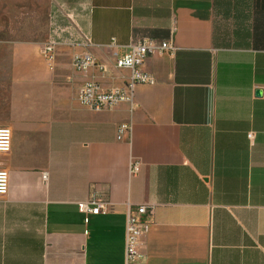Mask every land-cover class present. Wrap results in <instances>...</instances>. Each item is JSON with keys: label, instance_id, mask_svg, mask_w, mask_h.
I'll list each match as a JSON object with an SVG mask.
<instances>
[{"label": "crops", "instance_id": "crops-1", "mask_svg": "<svg viewBox=\"0 0 264 264\" xmlns=\"http://www.w3.org/2000/svg\"><path fill=\"white\" fill-rule=\"evenodd\" d=\"M51 19L76 44L47 59ZM143 37L174 46L144 60L154 83L80 105L83 81L127 79L114 53ZM77 52L105 71H75ZM0 126V264H264V0H0ZM94 197L113 209L85 221ZM138 204L152 213L126 262Z\"/></svg>", "mask_w": 264, "mask_h": 264}, {"label": "built area", "instance_id": "built-area-1", "mask_svg": "<svg viewBox=\"0 0 264 264\" xmlns=\"http://www.w3.org/2000/svg\"><path fill=\"white\" fill-rule=\"evenodd\" d=\"M71 25H60L51 19L49 35L42 46V52L47 59H50L57 45L74 46L76 44L75 35L70 30ZM66 33V35H64ZM110 46H115L114 38L110 41ZM174 46L170 41H156L154 39L143 37L131 40L126 46V51L121 55L114 53V67L124 68L129 71L125 81L118 85L104 87L94 79L83 81L78 87L75 99L83 107L93 110H111L118 104L130 102L133 99L134 89L138 84H153V76L144 71L142 66L144 60L154 53L173 51ZM72 67L78 72H87L91 67L98 69L100 73L105 71L102 64H96L89 52H77L72 55ZM248 138L252 133H248ZM10 147V130L7 127L0 126V152H7ZM140 159L131 157L128 164V172L134 175L138 172ZM7 189L6 172L0 169V195ZM76 209L88 220V215L108 213L113 209V203L105 198L94 197L87 200L76 202ZM152 213V206L147 208L145 204H138L133 208L126 206L124 222V257L126 262H130L137 254L139 238L146 231L148 221L145 217Z\"/></svg>", "mask_w": 264, "mask_h": 264}, {"label": "water", "instance_id": "water-1", "mask_svg": "<svg viewBox=\"0 0 264 264\" xmlns=\"http://www.w3.org/2000/svg\"><path fill=\"white\" fill-rule=\"evenodd\" d=\"M259 92V91H258Z\"/></svg>", "mask_w": 264, "mask_h": 264}]
</instances>
